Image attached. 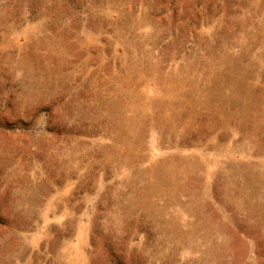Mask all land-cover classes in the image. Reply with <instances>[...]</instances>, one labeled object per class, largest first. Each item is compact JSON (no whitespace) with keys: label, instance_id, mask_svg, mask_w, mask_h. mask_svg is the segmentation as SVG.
Here are the masks:
<instances>
[{"label":"rangeland","instance_id":"rangeland-1","mask_svg":"<svg viewBox=\"0 0 264 264\" xmlns=\"http://www.w3.org/2000/svg\"><path fill=\"white\" fill-rule=\"evenodd\" d=\"M0 264H264V0H0Z\"/></svg>","mask_w":264,"mask_h":264}]
</instances>
